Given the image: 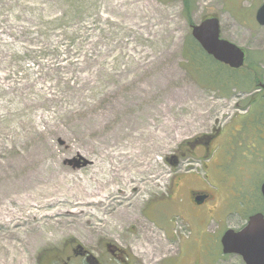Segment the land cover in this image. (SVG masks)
Returning <instances> with one entry per match:
<instances>
[{
    "label": "rangeland",
    "instance_id": "rangeland-1",
    "mask_svg": "<svg viewBox=\"0 0 264 264\" xmlns=\"http://www.w3.org/2000/svg\"><path fill=\"white\" fill-rule=\"evenodd\" d=\"M263 4L190 0L188 14L183 0H0V264H83L75 251L109 254L107 245L129 252L133 264H215L218 251L217 256L210 253L219 236L258 210L247 197H258L264 168L261 177L242 169L247 162L237 171L230 162L223 171L216 158L210 172L200 161L182 160L178 173L168 160L216 122L243 125L251 137L253 125L264 128L263 90L249 87L226 94L217 88L238 84L246 73L252 78L258 74L264 82V27L256 21ZM211 16L220 19L222 38L247 53L249 63L241 73L207 60L202 72L186 64L192 26ZM137 122L149 125L156 134L152 143L161 149L155 172L162 178L147 194L140 216L165 248L149 240L138 246L144 232L139 225L96 235L95 229L112 223L113 208L107 207V222H93V232L68 231L25 249L32 244L33 229H43L28 204L43 201L37 192L30 200V195L18 199L3 192L14 190V183L19 189L27 175L47 174L51 167L75 180L90 176L94 166L106 161L108 144ZM142 133L140 128L135 136ZM45 146L51 150L43 151ZM78 156L88 165L68 164ZM186 173L190 179L196 175L198 182L180 181L179 175ZM124 186L121 196L133 194L134 189ZM190 189L209 191V204L191 202ZM200 250L204 258L195 262ZM217 264L244 262L231 257Z\"/></svg>",
    "mask_w": 264,
    "mask_h": 264
},
{
    "label": "bare ground",
    "instance_id": "bare-ground-1",
    "mask_svg": "<svg viewBox=\"0 0 264 264\" xmlns=\"http://www.w3.org/2000/svg\"><path fill=\"white\" fill-rule=\"evenodd\" d=\"M137 124L144 125L141 122ZM137 124L127 128V131L125 129L117 137L119 140L115 139L116 141L108 144L109 153L105 155L106 161L94 166L88 174L90 176L79 177L80 180H75L51 167L47 174L40 170L27 175L20 182L19 189L18 184L14 183L12 185L14 190L10 188L3 192L4 196L16 194L18 199L21 196L28 198L30 194L37 192L36 197L43 201L38 203L41 206H38L35 200L28 204L31 214L42 223L43 229L36 227L33 229L32 244L29 247L26 245L25 249L31 251L39 243L45 242L48 237L59 234V236L68 235V231H77L81 234L93 232V222L96 225V223L106 221L103 209L107 207L113 208L112 223L106 221L108 226L104 230L95 229L96 232L98 231L96 235H107V232L113 234L118 230L117 226L135 227L134 225H139V230L144 232H142L143 236L138 246L141 247L149 240L165 248L158 238V233L149 226H143L144 221L140 216V210L147 199V194L154 191L162 178V175L155 172L159 163L157 156L161 149L152 143L156 134L148 130L149 125L138 126ZM140 128L143 129V133L135 136ZM136 138L142 143L139 148L136 146L138 143ZM121 142L127 144L123 146ZM47 148L51 150V146H45L43 151ZM34 161L42 162V158ZM35 162L34 164H37ZM122 182H125L126 186ZM123 186L134 189L133 194L121 196L124 193ZM30 199H33L31 195ZM67 214L69 215L67 218L61 217ZM73 219L80 221L75 222ZM114 222L117 224L114 225ZM9 234H13V231Z\"/></svg>",
    "mask_w": 264,
    "mask_h": 264
},
{
    "label": "flooded vegetation",
    "instance_id": "flooded-vegetation-1",
    "mask_svg": "<svg viewBox=\"0 0 264 264\" xmlns=\"http://www.w3.org/2000/svg\"><path fill=\"white\" fill-rule=\"evenodd\" d=\"M261 91L262 90L259 89V92ZM252 106L253 105H251V107ZM244 115H246V113ZM256 120L257 119L255 118L252 123H257ZM216 124L217 126L214 125L212 128H207L206 131H204L202 134L198 135L191 141L186 142L184 145L178 148L177 154L175 155L176 158H172L171 160H169L171 165L176 169V172L179 173L182 160L200 161L202 163L204 171L210 172V170L213 169L211 164L215 161L216 158H219L221 159L220 165L217 166L223 171L229 168L230 162H233V164L236 166V171L237 168L240 169L241 163L247 162V165L243 166L242 169L244 171L255 172L259 174V177H261V174L263 173L261 169L264 168V128H259V126L255 127V125H253L252 127H254V131L253 136L251 137L248 132L246 133V127L243 125L235 126L234 123V125H230L228 127V125L220 124L219 122H216ZM243 139H245V141H243ZM251 162H254L255 164ZM189 176L192 175H190V173H186L185 175L182 174L179 175V179L180 181L192 179L193 183L198 182V178L196 175L191 179ZM263 185L264 179L259 182V186L257 189L258 197L248 196L247 202L257 207L258 210L255 211L254 214L260 213L264 216V195L262 193ZM238 194H240V196L237 197V199L239 200V202H242L243 198L241 196V192L237 193V195ZM201 198H205L204 202H202L198 206L204 207L207 203L209 204L212 195L207 190H189V199L191 202L195 204ZM251 216L247 217V219H241L242 221H240V225L238 227L228 229L226 228L227 230H225L223 234L222 231L219 232L217 236H219L220 233L222 235L221 237L219 236V239L216 240L214 251H212L210 255L217 256L216 251H218L219 259L217 261H221L222 259L231 257H238L244 262L241 256L235 254H224L222 239L224 234H226V232H228L229 230H234L236 232L243 230L248 224ZM238 217L240 218V216ZM206 235L208 234H204V236ZM107 249L109 254L100 253L98 256H96L94 253H90L87 250L80 249L74 252V257L80 258L83 264H133V258L129 252L113 245H107ZM200 251L201 254L199 253L197 255V260L195 262L200 261L201 259L203 260L204 258L205 252L202 250ZM68 261H71V258H68ZM217 261L215 264H217ZM192 263L195 264L193 261ZM184 264L187 263H185L184 261ZM244 264L246 263L244 262Z\"/></svg>",
    "mask_w": 264,
    "mask_h": 264
},
{
    "label": "water",
    "instance_id": "water-1",
    "mask_svg": "<svg viewBox=\"0 0 264 264\" xmlns=\"http://www.w3.org/2000/svg\"><path fill=\"white\" fill-rule=\"evenodd\" d=\"M256 21L264 27V5L257 11ZM192 37L215 61L234 70L245 66L246 52L222 38L218 17L207 18L201 24L192 26ZM261 88L264 90V84ZM68 164L74 165L75 168H82L88 165V161L78 156L68 161ZM262 193L264 195V185ZM222 245L226 255H239L246 264H264V216L262 214L252 216L247 226L239 232L229 230L222 239Z\"/></svg>",
    "mask_w": 264,
    "mask_h": 264
},
{
    "label": "trees",
    "instance_id": "trees-1",
    "mask_svg": "<svg viewBox=\"0 0 264 264\" xmlns=\"http://www.w3.org/2000/svg\"><path fill=\"white\" fill-rule=\"evenodd\" d=\"M183 2L185 3V9H186L185 12L189 14L190 7H191L190 0H183ZM184 58L187 62L186 64H188V66H190L191 69L193 68L194 70H197L198 72L200 71L202 72V69L205 67L202 65L207 60L213 65L221 69L228 70L229 73L231 72L241 73L240 71L238 72L235 70H231L229 67L216 62L212 57L208 56L204 52V50L200 47V45L191 36H189L186 40ZM247 63H249V61H247ZM238 79H239L238 84H236L237 82L233 80L235 83L230 84L228 88H225V89L223 87H220L221 89L219 87L217 88L221 91L225 90L227 91L226 94H229L230 91H232L233 89H240V88L245 90V89H248L249 87H253L254 89L257 87V89L259 90L260 85L263 83V78L259 77L258 74H256V76L252 78L249 75V73H246L243 77H238ZM256 102L257 101H255L254 98L251 99V104H255Z\"/></svg>",
    "mask_w": 264,
    "mask_h": 264
}]
</instances>
